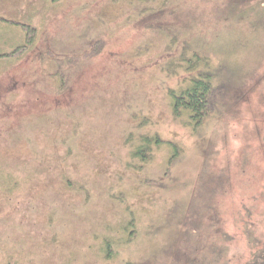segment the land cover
Returning a JSON list of instances; mask_svg holds the SVG:
<instances>
[{
	"label": "rangeland",
	"instance_id": "1",
	"mask_svg": "<svg viewBox=\"0 0 264 264\" xmlns=\"http://www.w3.org/2000/svg\"><path fill=\"white\" fill-rule=\"evenodd\" d=\"M186 48L227 82L197 126L172 111L187 75L165 69ZM142 136L164 141L145 165ZM9 173L32 192L0 202V264H249L264 251V0H0ZM133 217L108 260L103 238Z\"/></svg>",
	"mask_w": 264,
	"mask_h": 264
},
{
	"label": "trees",
	"instance_id": "2",
	"mask_svg": "<svg viewBox=\"0 0 264 264\" xmlns=\"http://www.w3.org/2000/svg\"><path fill=\"white\" fill-rule=\"evenodd\" d=\"M173 44H175V41H172L171 48L173 47ZM99 46H101L100 42L93 44V54L95 53L96 48L98 51ZM189 51L190 50L186 48L180 56L174 57L169 64H166L165 69L173 76H176L179 73L187 75L183 87L177 92L171 91L170 93L172 111L175 118H186L190 124L197 126L203 124V122L208 120L211 115L214 114L223 98L224 90L227 88V82L222 81L223 79H220L219 74L213 70L211 59L209 57L200 54L196 50ZM78 59L79 57L77 55L70 58L67 57L64 61L65 63H68L69 68L72 69V64L78 63ZM62 61L63 60L57 61V65L55 66H58V64L60 65ZM70 75V72L63 68L57 71L55 73V76L58 79V86H56V89L59 91H65L68 87V79L70 78ZM26 122L28 123V121ZM21 138L23 139V137ZM162 142L164 141H161L157 136H142L136 144L133 155L135 158L140 159L142 164L145 165L152 160L153 147H160L163 144ZM28 143L30 144V141ZM63 178L65 184L69 188H75L71 179L64 176ZM26 182L27 180L20 181L18 177L11 175L10 173L5 177H1L0 202H6V204L10 205L17 197L26 199L25 196L31 195L32 192L31 190L28 191V195L22 193L23 184ZM7 218H9V215ZM9 219L11 220V218ZM6 221L9 220L7 219ZM125 227L126 228L121 237L107 236L103 238L102 247L104 257L108 260L117 256L123 250L124 245L128 243L127 239L131 240V238L134 237L132 233L135 228V218L133 217L130 219ZM124 240L126 241L124 242ZM249 264H264V251L256 253Z\"/></svg>",
	"mask_w": 264,
	"mask_h": 264
}]
</instances>
